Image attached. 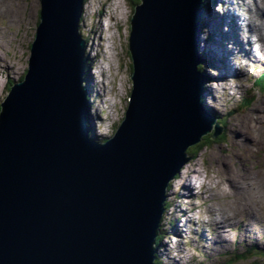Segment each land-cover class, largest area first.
<instances>
[{"label": "water", "instance_id": "1", "mask_svg": "<svg viewBox=\"0 0 264 264\" xmlns=\"http://www.w3.org/2000/svg\"><path fill=\"white\" fill-rule=\"evenodd\" d=\"M85 1L38 2L25 79L1 104L0 264H155L170 183L191 147L225 131L202 102L203 0H141L126 38L129 102L99 141Z\"/></svg>", "mask_w": 264, "mask_h": 264}, {"label": "rangeland", "instance_id": "2", "mask_svg": "<svg viewBox=\"0 0 264 264\" xmlns=\"http://www.w3.org/2000/svg\"><path fill=\"white\" fill-rule=\"evenodd\" d=\"M39 1L41 0H0V55L3 56V59H0V104L9 92V85L19 84L24 77L34 31L40 24ZM254 1L264 6V0H245L252 8L249 15L245 12L248 6H243L239 1L242 8L238 11L243 14L241 19L250 17L254 22L258 21L259 11ZM217 4H222L223 10L219 9L216 12L213 8ZM12 8H15L13 12ZM236 8L229 3V0H203L204 13L202 12L201 15L203 29L199 37V47L200 53L205 58L203 72L211 79L210 82L207 80L205 85V109L210 112V118L214 116L220 122H226L228 128L224 131L226 133L224 141L220 143L214 141L215 143H211L199 156L192 155L193 159L186 165L187 168L184 167L183 177L186 178H189L191 171L198 167L203 176L202 180L213 189L212 193H207L205 198L198 197L187 203L183 202L184 199L180 196L178 199L177 194L183 188L180 176L184 168L170 183L166 210L160 224L162 231L159 237L162 239H158L156 253V261L159 264H264V92L260 93L253 89L255 81L264 74V56H258L260 53L253 48L255 58L250 56V61L246 60L245 63L248 66L247 69H243L245 66L243 58L240 61L239 55L235 58L231 55L229 64L232 67L235 66L234 69L238 74L241 73L230 78L227 76V71H224L225 44L228 49L232 50H229L230 52L241 51L245 55L244 49L251 51L250 46L242 49L236 37L226 41L223 39L224 36L225 38L233 36L229 34L231 33L229 31L234 27L231 18ZM133 12L131 0H86L82 17L78 16L80 34L87 44L86 84L89 87L91 85V89H88L92 93L89 95L91 106L88 123L98 137H111L114 125L123 117V105L129 102L126 92L131 89L132 83L127 75L132 72V68L131 65L125 68L124 63L126 60L131 64L126 38L129 33V19ZM215 16L219 17V20ZM259 18L262 20L261 16ZM236 21L238 23V19ZM103 22L106 29L101 31ZM218 22L221 26L220 30H217L215 26ZM242 37L245 39L246 35L243 34ZM254 39L256 37H252V40ZM89 48L94 51L93 59L91 57L90 59L87 53ZM101 49L104 56L100 59ZM90 63H92L93 70ZM101 72L107 75L106 79H101ZM104 80L107 88L106 94L103 92L104 84L101 83ZM92 86L95 88L92 89ZM96 96L99 98L94 103ZM249 99L253 100L251 106L241 110L240 105ZM202 102H204L203 99ZM232 179L240 182L239 188L243 191L240 192L237 190L238 187L232 185ZM197 192L200 190L198 189ZM223 192L230 196L222 197ZM210 195H214L215 198L208 199ZM174 204L180 205L183 210L187 208L189 212L186 217H180L181 226L190 218L194 220L196 212L203 213L199 219L203 221L198 220L199 226L193 225L188 228L193 230V234L187 230L179 233L176 229L179 221H169L173 218L171 214L174 213L176 206H173ZM248 207L255 212L253 218L249 214L245 216L246 223L251 229L244 228V225L240 223H234L232 230L225 236L227 243L215 246L213 241L217 226L210 221L213 211L210 208L216 209L215 215L224 223V218L229 222L243 219L242 211L245 213ZM192 209L194 212H191ZM204 222L211 224L207 226L208 224ZM249 223H252V227ZM206 226L205 234L202 229L198 230ZM165 230L169 231L168 236ZM184 232L188 234L184 239H180L179 235ZM199 233L200 237L205 236L211 241L207 239L202 241L200 237L198 239L195 235ZM253 248L257 251L254 252ZM240 254H244L245 258H237Z\"/></svg>", "mask_w": 264, "mask_h": 264}, {"label": "bare ground", "instance_id": "3", "mask_svg": "<svg viewBox=\"0 0 264 264\" xmlns=\"http://www.w3.org/2000/svg\"><path fill=\"white\" fill-rule=\"evenodd\" d=\"M236 1V2H235ZM239 1H240V3L243 5V6H248V9H246L245 10V12L249 15L251 12H252V8H251V6H250V4H247V2H245V0H229V3H231V5L232 6H234V8H236V6H237V8H236V12H234L233 13V15L234 16H232V18H231V22H233L234 23V27H232L233 29L231 30V31H229V32H231V33H229V34H232L233 36H226V38H225V36L223 37V39L226 41V40H228L229 38H234V37H236L237 38V40H238V44L240 45V47L243 49V47H245V46H250L251 47V51H249V50H246V49H244V54L245 55H243L242 53H241V51H239L238 53H235V52H230V51H232V50H230V49H228V47L226 46V44H225V48H224V51H223V54H224V57H225V60H226V62H225V66H224V71L228 74L227 76H230V78L231 77H235L238 73H237V70H235L234 69V67H232L230 64H229V62H230V60H231V55H232V57H236V55H239L240 56V61L242 60V58H243V61H244V68L243 69H247V65L245 64L246 63V60H249L250 61V56L254 59L255 58V53L252 51V49L253 48H255L256 49V45H255V43H260V46H259V50H256L257 52H259L260 53V56L262 57V55L264 56V6H262V5H260L257 1L254 3L255 4V7L258 9V11H259V14H258V21L257 22H254L253 20H251L250 19V17H248V18H244V19H241V16H243V14H241L239 11H238V9H240V8H242L241 7V5L239 4ZM141 3V2H140ZM1 5H2V2H1ZM5 5H6V3H5ZM212 7V6H211ZM225 7H226V5H225ZM7 8V7H6ZM13 9V8H12ZM15 9V8H14ZM14 9L12 10V12L14 11ZM213 9H215V11L217 12L219 9H222L223 10V5L222 4H217L216 6H214V8ZM17 11V10H16ZM202 11H203V13H204V10L202 9ZM7 12H9V11H7ZM80 12V11H79ZM7 14V13H6ZM10 14H11V12H10ZM14 14H16V13H14ZM237 14V15H236ZM13 15V14H12ZM235 16L237 17L236 19H238V23H237V21H236V19H235ZM259 16H261L262 17V20L259 18ZM81 17H82V14H81ZM215 17H217V16H215ZM218 18V20H219V17H217ZM203 21H202V17H201V23H200V27H201V29H200V33H202V29H203V23H202ZM253 24H255V26L253 25ZM220 24H219V22H218V25H215L216 27H217V30H220L221 29V26H219ZM231 26V25H230ZM106 29V25H105V23L103 22L102 24H101V31H104ZM243 34H245L246 35V37H245V39H243V37H242V35ZM225 35V34H224ZM228 35V34H227ZM200 36V35H199ZM252 37H256V39H254V40H252ZM207 40V39H206ZM255 40L257 41V42H255ZM262 43V44H261ZM220 45H221V43H220ZM105 48V47H104ZM95 49V48H94ZM230 50V51H229ZM238 51V48L236 49V52ZM93 50H91V48H89L88 49V53H89V58L91 57L92 59H93V57L94 56H92L93 55ZM233 53V54H232ZM108 55V54H107ZM246 58H245V57ZM96 57V56H95ZM206 57V56H205ZM4 58L6 59V57L4 56ZM88 58V59H89ZM90 58V59H91ZM0 59H3V56L2 55H0ZM235 60V59H234ZM215 62V61H214ZM215 63H217V61L215 62ZM235 63V62H234ZM247 63H249V62H247ZM254 63V62H253ZM218 64V63H217ZM216 65V64H215ZM233 65V64H232ZM90 67L92 68V70H93V66H92V63H90ZM220 69V68H219ZM89 71H90V69H89ZM230 71V72H229ZM234 72H236V73H234ZM241 72H239V74H240ZM229 74H231V75H229ZM238 74V75H239ZM86 80H87V78L85 79V83H86ZM93 80V79H92ZM95 83V82H94ZM106 85H104L103 86V88H104V90H103V92H104V94H106L107 93V88L105 87ZM85 88H87V91H88V96H87V99H88V102H89V106H91V104H90V101H91V99H90V90L88 89V88H90L88 85L85 87ZM93 88H95V86H92V89ZM91 89V88H90ZM94 91V90H93ZM98 91H100V90H98ZM98 91H97V93H98ZM92 94V93H91ZM204 94H205V92H204ZM202 99H204V96H203V98ZM98 99H96L95 100V102L94 103H96V101H97ZM217 100V99H216ZM94 103H93V105H94ZM204 103V107H205V102H203ZM211 105H212V103H211ZM210 105V106H211ZM111 107H113V106H111ZM92 108V107H91ZM206 110V112L209 114L210 112H208V110L207 109H205ZM210 115V114H209ZM210 117H211V115H210ZM88 118H89V115H88ZM214 119H216V117L214 118ZM222 126V125H221ZM257 132V131H256ZM222 134H224V132L222 133ZM105 140V137H101V138H99V141H104ZM256 141V140H255ZM262 149V148H261ZM186 168H187V166H186ZM198 167H196V168H194V170L193 171H191V175L189 176V178L187 177H183L184 176V174H185V168H184V171H182V173H181V176H180V179H182L181 181H183L182 183H181V185H182V189H181V192L180 193H178L177 194V197H178V199H179V196H180V198H183L184 199V201L183 202H185V203H187L188 201H193V199H196V198H205V196H206V194L208 193H212V191H213V189H211V186L208 184V183H205L203 180H202V175H201V171H200V169H198ZM187 174V173H186ZM206 176V175H205ZM207 177V176H206ZM206 180V179H205ZM180 181V182H181ZM230 184V183H229ZM232 185L234 186V187H238V189L237 190H239L240 192L241 191H243V189H241V188H239L240 186H241V184H240V182H238V181H236L235 179H232ZM231 184H230V186H232ZM250 185V184H249ZM252 185V184H251ZM263 186H264V182H263ZM209 189H208V188ZM198 189L200 190V192H197L198 191ZM197 192V193H196ZM200 194V195H199ZM215 195V194H214ZM214 195H210V197H208V199H213V198H215V196ZM218 195V194H217ZM222 197H227V196H230V194H227L226 192H223L222 194ZM204 200V199H203ZM176 204H174L173 206H175ZM229 205V204H228ZM210 210H213L212 212H211V215H212V220H210V221H212L211 223H214V225H216L217 227H216V229H215V231H214V241H213V244L215 245V246H220V245H223V244H226L227 243V239H225V236H226V234H227V232H229V231H231L232 230V226H234V223H240L241 225H244V228L245 227H247L248 229H251V228H249L248 227V225H247V223H246V220H245V216H246V214H249L250 215V217L251 218H253V214L255 213L254 211H253V209L252 208H247V211L244 213V211H242L243 212V215H244V217H243V219H241V220H239V219H237V221L236 222H229L228 220H226V218H224V220H225V222L223 223L222 222V219L220 220V219H218V216L217 215H215V212H216V209H212V208H210ZM200 211V210H199ZM196 212V211H195ZM189 212H188V210H187V208L186 209H184L183 210V208H181V206L180 205H176L175 206V209H174V213H172L171 214V216L173 217L172 219H170L169 221H171V220H176L177 222L179 221V224L177 225V227H176V229H177V231H179V233L180 232H183L184 230H187L189 233H191V234H193V230L191 231L190 229H188V228H190L191 226H193V225H195V226H199V224L200 223H198V220H199V218H201L202 216L201 215H203V213H201V212H196V214L194 215V220H192L191 218L190 219H188L185 223L183 222V226H181L182 224H180L181 223V220L182 219H180V217L182 216V217H186V215L188 214ZM219 213V212H218ZM197 214H199V215H197ZM256 215V214H255ZM237 216V215H236ZM211 217V216H210ZM238 217V216H237ZM261 217V216H260ZM216 218V219H215ZM200 221V220H199ZM248 222H250V221H248ZM190 223H192V224H190ZM204 223H207V222H204ZM210 222L209 223H207L208 225L207 226H209L210 224H211ZM238 224H236V225H238ZM205 225V224H204ZM247 225V226H246ZM207 226H206V228L205 227H201V228H198V230L199 229H202V231H203V234H205L204 232H206V230H207ZM249 226L250 227H252V223H249ZM173 230V229H172ZM165 233H166V236H168L169 235V231H164ZM188 233H186V232H184V233H182V235H179V237H180V239H184V237L187 235ZM202 234V235H203ZM196 237L198 236V239H199V237H200V233L198 234V235H195ZM201 239L200 240H202L203 241V239H207L209 242L211 241V240H209L207 237H205V236H202V237H200ZM169 247V246H168ZM180 248V247H179Z\"/></svg>", "mask_w": 264, "mask_h": 264}, {"label": "trees", "instance_id": "4", "mask_svg": "<svg viewBox=\"0 0 264 264\" xmlns=\"http://www.w3.org/2000/svg\"><path fill=\"white\" fill-rule=\"evenodd\" d=\"M131 2H132V6H133V10H135V7L137 6V5H139V4H141L140 2H141V0H131ZM199 51H200V49H199ZM127 57V56H126ZM127 59L129 60V58L127 57ZM130 61V60H129ZM203 64H204V62L201 64V66L199 67V70L201 71V72H203V70H205L204 69V67H203ZM124 65H125V68H126V66L129 68L130 66L129 65H131L129 62H127L126 60H125V63H124ZM132 68V67H131ZM27 74V73H26ZM26 76V75H25ZM25 76L23 77V79H22V81L25 79ZM207 80H208V82H210V78L209 77H207ZM88 85V84H87ZM10 88H11V86H10ZM90 88H91V85H90ZM254 89H256V90H258L259 92H264V75L261 77V78H259L256 82H255V88ZM203 101L205 102V100L203 99ZM253 103V100L252 99H249V100H247V101H244L241 105H240V109L241 110H244V109H247V108H249L250 106H251V104ZM1 110H2V107H1V104H0V113H1ZM214 117V116H213ZM124 118V117H123ZM123 118H121L120 119V121L122 122V120H123ZM216 119H218V118H216ZM117 122L116 123V125H114V127H113V130L116 132V130L118 129V127L120 126V124H121V122ZM219 121V120H218ZM219 123H221V125L225 128V131L227 130V128H228V125H227V123L226 122H220L219 121ZM225 125V126H224ZM227 126V127H226ZM214 135V132L213 133H211V134H209V135H207L206 137H204L203 138V140H202V142L200 143V144H198V145H195V146H193V147H191V149H189V151H188V154H189V156H192V155H194L195 157H197V156H199V154H201L206 148H208V146L209 145H211V143L212 144H214L215 142H218V143H220L221 141H224L225 140V138H226V133H224V134H222L221 136H219L218 138H217V140H213L212 139V136ZM215 141V142H214ZM193 159V158H192ZM161 229L159 228V234L161 233ZM158 239H162V238H160L159 237V235H158V237H157V246H158ZM253 251H255V250H257L256 248H254V249H252ZM233 253V252H232ZM248 253V252H247ZM228 255V254H227ZM241 255H243V254H240V256L238 257L237 256V258H239V259H242V258H245L244 256H241ZM229 256L230 257H233L232 255H230L229 254ZM155 264H159L157 261L155 262Z\"/></svg>", "mask_w": 264, "mask_h": 264}]
</instances>
